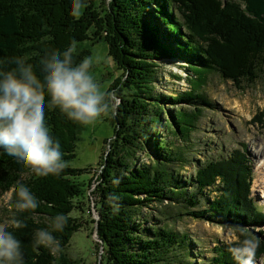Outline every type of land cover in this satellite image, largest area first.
<instances>
[{"label":"trees","instance_id":"1","mask_svg":"<svg viewBox=\"0 0 264 264\" xmlns=\"http://www.w3.org/2000/svg\"><path fill=\"white\" fill-rule=\"evenodd\" d=\"M75 2L0 0V73L15 69L16 59L23 58L43 81L44 61L54 52L63 59L71 47L75 66L91 56L95 44L108 45L120 75L107 91L118 100L111 119L114 138L94 182L102 251L97 243L93 249L103 253L99 264H197L196 257L202 256L188 234L148 225L143 209L152 204L162 207L167 202L193 219L230 227L237 234L233 243L245 237L260 239L253 229L264 224V210L252 195L254 172L246 155L221 145L218 154L200 164L191 158L190 147L206 107H213L203 90L209 76L219 75L241 87L256 84L264 73V0H79L81 6L74 8ZM85 42L91 45L84 49L80 44ZM165 59L177 60L188 71L189 92L167 97L157 91L163 71L159 61ZM50 99L46 93L45 123L61 145L66 168L59 175L36 177L0 148V194L12 193L11 214L18 183L39 201L35 212L17 214L25 228L9 229L22 241L25 264H77L65 249L83 227L73 213L84 212L77 202L83 198L78 179L87 170L70 165L80 123L58 107L49 108ZM110 101L113 98L106 96L105 102ZM183 103L190 109H168ZM111 108L109 104V112ZM184 147L189 148L187 154ZM146 150L154 165L137 169L133 161ZM192 164L196 171L186 179L169 168ZM181 213L179 217L185 215ZM58 214L68 217L63 231L52 227ZM41 229L59 242L57 255L51 246L34 243ZM233 243L217 246L211 264H237L229 251ZM262 255L260 239L255 258Z\"/></svg>","mask_w":264,"mask_h":264},{"label":"rangeland","instance_id":"2","mask_svg":"<svg viewBox=\"0 0 264 264\" xmlns=\"http://www.w3.org/2000/svg\"><path fill=\"white\" fill-rule=\"evenodd\" d=\"M82 11L83 9L80 8L77 16H80ZM80 45L85 49L91 43L85 42ZM91 51L92 54L88 57L91 60L89 74L98 84L100 91L107 92L120 72L117 71L113 60L108 55V45L105 42L95 44L91 47ZM159 62L163 66L162 78L157 86L159 93L167 97H176L178 93L191 90V77L188 71L180 67L182 63L166 59ZM203 90L213 107H206L190 147V152L193 154L191 158L202 164L207 158L218 154L217 149H220L221 145L232 151L240 149L246 155L249 166L254 172L250 187L252 195L264 210V179H260L259 175V168L264 164V73L256 84L244 83L241 87L231 81H224L219 75L211 74ZM109 104L112 107L110 112L102 115L94 125L80 124L76 155L70 162L73 168L87 170V173L78 179L83 198L77 202L83 205L84 212L75 210L73 213V217L78 218L83 227L73 237L70 246L65 249V253L77 264H99L102 260V243L97 232L100 220L96 207L97 184L94 182L102 173L105 159L111 150L110 141L114 138V125L111 119H113V106H116V99L113 98ZM181 106L190 109L185 103L169 105L168 109L175 113ZM262 114L263 117H261ZM170 117L172 118L171 113ZM259 117L261 118L258 119ZM164 119L169 120L167 113ZM187 149L189 148L184 147L185 154L188 153ZM137 158L133 161L137 169L154 165V159L149 157L147 150L140 153ZM195 164L187 166V169L174 165L169 168L175 175L184 174L183 178L186 179L196 171ZM11 194H0V222H6L12 215L10 212ZM89 207L92 210L91 214L88 212ZM183 212V209L181 211L179 207L168 205L165 202V206L162 207L152 204L149 208L143 209V217L150 221L148 225L156 229L168 228L188 234L197 244L196 250L202 256L196 257L197 264H211L210 260L213 259L217 246L236 241L237 234L233 231L234 229L230 227L226 229L224 225L193 219ZM179 213L185 215L179 217ZM253 231L255 235L260 232L259 237L264 244V236L261 233L264 232V224ZM96 243L100 244V254L93 249V245L97 246ZM52 249L57 255L58 248L52 247ZM190 261L193 262L194 258H190ZM255 264H264V255L255 258Z\"/></svg>","mask_w":264,"mask_h":264},{"label":"clouds","instance_id":"3","mask_svg":"<svg viewBox=\"0 0 264 264\" xmlns=\"http://www.w3.org/2000/svg\"><path fill=\"white\" fill-rule=\"evenodd\" d=\"M80 6L76 0L73 7ZM71 52L69 47L62 54L63 59L57 51L44 61L46 75L43 81L23 58L16 59L15 69L0 73V148L22 162L36 177L59 175L67 166L59 141L53 140L45 123V94L51 97L49 108L58 107L68 119L83 125H94L107 114L109 104L105 97H115V93H102L94 82L89 74L91 60L84 58L74 66ZM13 196L14 212L6 222H0V264H25L22 241L9 229L25 228V222L17 214L35 212L39 207V201L23 183L13 188ZM55 220H63V224L55 223ZM67 220L64 214H58L53 229L63 231ZM34 243L59 247L56 238L43 229L34 235ZM259 244L258 237H245L233 243L229 251L237 264H255Z\"/></svg>","mask_w":264,"mask_h":264},{"label":"bare ground","instance_id":"4","mask_svg":"<svg viewBox=\"0 0 264 264\" xmlns=\"http://www.w3.org/2000/svg\"><path fill=\"white\" fill-rule=\"evenodd\" d=\"M263 164V163H262ZM259 175L261 176L260 179H264V164L259 168ZM252 182V181H251ZM256 207V206H255ZM248 216V215H247Z\"/></svg>","mask_w":264,"mask_h":264}]
</instances>
